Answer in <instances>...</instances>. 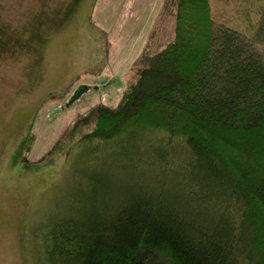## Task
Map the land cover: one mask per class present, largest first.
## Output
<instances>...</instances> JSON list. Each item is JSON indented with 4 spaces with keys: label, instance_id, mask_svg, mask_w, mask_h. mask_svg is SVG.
<instances>
[{
    "label": "trees",
    "instance_id": "1",
    "mask_svg": "<svg viewBox=\"0 0 264 264\" xmlns=\"http://www.w3.org/2000/svg\"><path fill=\"white\" fill-rule=\"evenodd\" d=\"M155 27L136 82L79 119L93 127L74 146L118 154L138 182L50 224L42 264H264V54L218 24L210 0H164ZM9 30L0 54L44 43Z\"/></svg>",
    "mask_w": 264,
    "mask_h": 264
},
{
    "label": "rangeland",
    "instance_id": "2",
    "mask_svg": "<svg viewBox=\"0 0 264 264\" xmlns=\"http://www.w3.org/2000/svg\"><path fill=\"white\" fill-rule=\"evenodd\" d=\"M74 1L0 0V27L44 39L0 54V264H42L38 238L50 224L138 182L118 154L97 158L74 146L93 127L79 119L98 105L117 107L136 82L164 0ZM210 1L218 24L249 35L264 54V0ZM164 25L169 33L171 21ZM82 86L89 92L67 108ZM26 136L31 151L15 164Z\"/></svg>",
    "mask_w": 264,
    "mask_h": 264
},
{
    "label": "water",
    "instance_id": "3",
    "mask_svg": "<svg viewBox=\"0 0 264 264\" xmlns=\"http://www.w3.org/2000/svg\"><path fill=\"white\" fill-rule=\"evenodd\" d=\"M96 90H98V88H96ZM89 92V87L87 86H82L78 89V91H76L73 96L71 97V99H69L66 107L70 108L71 106H73L76 102H78L85 94H87Z\"/></svg>",
    "mask_w": 264,
    "mask_h": 264
},
{
    "label": "crops",
    "instance_id": "4",
    "mask_svg": "<svg viewBox=\"0 0 264 264\" xmlns=\"http://www.w3.org/2000/svg\"><path fill=\"white\" fill-rule=\"evenodd\" d=\"M144 48V47H143Z\"/></svg>",
    "mask_w": 264,
    "mask_h": 264
}]
</instances>
